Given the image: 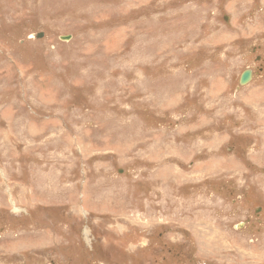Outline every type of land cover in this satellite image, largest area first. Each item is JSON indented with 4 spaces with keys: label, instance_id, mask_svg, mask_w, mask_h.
<instances>
[{
    "label": "rangeland",
    "instance_id": "1",
    "mask_svg": "<svg viewBox=\"0 0 264 264\" xmlns=\"http://www.w3.org/2000/svg\"><path fill=\"white\" fill-rule=\"evenodd\" d=\"M255 47L264 0H0V264H264Z\"/></svg>",
    "mask_w": 264,
    "mask_h": 264
},
{
    "label": "water",
    "instance_id": "2",
    "mask_svg": "<svg viewBox=\"0 0 264 264\" xmlns=\"http://www.w3.org/2000/svg\"><path fill=\"white\" fill-rule=\"evenodd\" d=\"M227 20V19H226ZM44 37V34H38L35 35V38L37 39H41ZM72 39V36H62L61 40L68 42ZM252 79V74L250 71H246L244 74H242L241 79H240V85L244 86V84H246L248 81H250Z\"/></svg>",
    "mask_w": 264,
    "mask_h": 264
},
{
    "label": "flooded vegetation",
    "instance_id": "3",
    "mask_svg": "<svg viewBox=\"0 0 264 264\" xmlns=\"http://www.w3.org/2000/svg\"><path fill=\"white\" fill-rule=\"evenodd\" d=\"M254 50L252 52L254 53H258L259 56H257L256 60H257V64L259 65V68L258 70L260 72H263L264 71V55L262 54V51L260 50V48H253ZM263 66V67H262ZM246 71H250L251 74H252V80L254 78V75L257 73L256 69H252V70H246Z\"/></svg>",
    "mask_w": 264,
    "mask_h": 264
}]
</instances>
